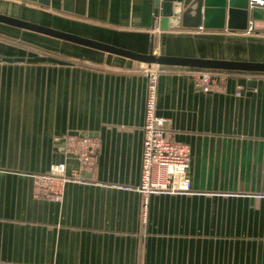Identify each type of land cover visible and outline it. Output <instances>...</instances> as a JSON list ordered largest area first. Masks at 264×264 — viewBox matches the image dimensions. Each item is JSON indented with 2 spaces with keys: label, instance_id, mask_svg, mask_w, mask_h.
Wrapping results in <instances>:
<instances>
[{
  "label": "crops",
  "instance_id": "1",
  "mask_svg": "<svg viewBox=\"0 0 264 264\" xmlns=\"http://www.w3.org/2000/svg\"><path fill=\"white\" fill-rule=\"evenodd\" d=\"M248 8L250 32L160 31L153 0H0V14L139 53L264 62V9ZM36 56L63 63L2 60ZM148 67L166 136L189 147L190 192L151 194L141 222ZM193 70L0 23V264H264V72L217 70L203 92ZM66 134L97 139L92 169L59 201L34 196L32 174L77 170Z\"/></svg>",
  "mask_w": 264,
  "mask_h": 264
},
{
  "label": "built area",
  "instance_id": "2",
  "mask_svg": "<svg viewBox=\"0 0 264 264\" xmlns=\"http://www.w3.org/2000/svg\"><path fill=\"white\" fill-rule=\"evenodd\" d=\"M249 7L264 9V0H248ZM251 25L246 32H250ZM161 68H146L144 119L142 124L139 184V219L145 222L148 198L151 194H180L190 192L188 177L189 147L169 139L163 129L164 119L155 114L156 77ZM196 86L203 92L213 89L222 73L213 69H194ZM238 95V93H236ZM98 149L97 139L88 135L63 136V152L77 159V170L64 173V163L53 165L46 173L32 174V192L52 201H59L65 183L81 182L84 173L94 164ZM264 178V167L262 170Z\"/></svg>",
  "mask_w": 264,
  "mask_h": 264
},
{
  "label": "water",
  "instance_id": "3",
  "mask_svg": "<svg viewBox=\"0 0 264 264\" xmlns=\"http://www.w3.org/2000/svg\"><path fill=\"white\" fill-rule=\"evenodd\" d=\"M30 1L43 6L48 5V0ZM152 15L160 31L180 27L196 28L200 25L203 28L221 29L225 26L228 29L244 30L248 25L249 8L248 0H153ZM0 23L115 54L148 66H174L247 73L264 72V62L163 55L156 53L151 44L147 53H139L4 14H0ZM2 60L63 63L61 60L46 56L2 58ZM237 83L242 86H254V80L244 78H238ZM262 190H264V179Z\"/></svg>",
  "mask_w": 264,
  "mask_h": 264
}]
</instances>
